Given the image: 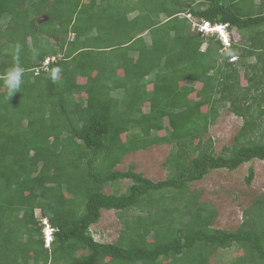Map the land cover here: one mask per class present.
<instances>
[{"label": "trees", "instance_id": "16d2710c", "mask_svg": "<svg viewBox=\"0 0 264 264\" xmlns=\"http://www.w3.org/2000/svg\"><path fill=\"white\" fill-rule=\"evenodd\" d=\"M203 21L226 24L230 45L193 27ZM227 105L242 124L217 153L208 132ZM159 145L165 179L117 169ZM253 159L264 160V0H0V264H264V187L235 230L214 228L216 209L190 189ZM110 210L119 237L96 241Z\"/></svg>", "mask_w": 264, "mask_h": 264}, {"label": "rangeland", "instance_id": "374dc122", "mask_svg": "<svg viewBox=\"0 0 264 264\" xmlns=\"http://www.w3.org/2000/svg\"><path fill=\"white\" fill-rule=\"evenodd\" d=\"M41 18H44V16ZM44 19H47V17ZM118 94L114 95L118 96ZM241 124L242 120L228 111V105L221 108L218 119L211 125L208 132V136L214 140L217 153L224 146L231 145L233 137L238 132ZM169 152L170 146L168 145L151 146L145 150L127 155L117 166V169L125 171L130 165H133L135 170L145 177L155 182L160 181L167 176L163 162ZM249 169L254 171V177L250 183L246 181ZM126 183L129 182L123 181L121 183V191L124 190ZM263 187L264 160L256 159L242 164L233 171L224 168L212 170L203 180L190 185L191 190L200 192L201 202L216 209L217 217L213 227L223 230H235L240 226L243 211L250 207L257 196L263 192ZM106 192H111L110 188H107ZM122 228V222L116 211H102L100 220L91 227V232L96 241L112 243L118 239ZM237 250L238 248L233 246L229 249H223L220 253L226 259V262L238 254ZM207 264L222 263L217 256H212Z\"/></svg>", "mask_w": 264, "mask_h": 264}, {"label": "built area", "instance_id": "2783aa9c", "mask_svg": "<svg viewBox=\"0 0 264 264\" xmlns=\"http://www.w3.org/2000/svg\"><path fill=\"white\" fill-rule=\"evenodd\" d=\"M187 17L190 18L189 15ZM193 27L196 28L198 32H202L204 34L214 35L216 33L217 36L221 39L225 47H228L230 45L229 34L227 32L226 24L212 25L208 21H203L200 24H195V22H193ZM45 64H47V62H45ZM43 224H45L46 226L44 233H45V239H46V246L48 247L50 244V240H51V235H50L51 230L49 229V226L46 220H43Z\"/></svg>", "mask_w": 264, "mask_h": 264}, {"label": "clouds", "instance_id": "9594fccd", "mask_svg": "<svg viewBox=\"0 0 264 264\" xmlns=\"http://www.w3.org/2000/svg\"><path fill=\"white\" fill-rule=\"evenodd\" d=\"M215 25H223V24H215ZM214 35L217 36V34L215 33ZM219 38V37H218ZM221 40V39H220ZM223 44V43H222ZM224 46V45H223ZM225 47V46H224ZM45 62L48 63V59H46L44 61V64ZM21 76H22V70L19 68V67H16L12 70H10L4 77V84L5 86L9 89V92H15L19 87H20V84H21ZM43 220H46V218H43L41 220V223L43 225V235H44V240H45V245H46V239H45V233H44V230H45V224H43ZM48 223V221H47ZM48 226H49V229L51 230V233L50 235L52 234V228L50 227L49 223H48ZM51 240H52V237H51ZM50 240V242H51Z\"/></svg>", "mask_w": 264, "mask_h": 264}, {"label": "water", "instance_id": "95a60500", "mask_svg": "<svg viewBox=\"0 0 264 264\" xmlns=\"http://www.w3.org/2000/svg\"><path fill=\"white\" fill-rule=\"evenodd\" d=\"M45 18V17H44ZM44 18H40V20H44Z\"/></svg>", "mask_w": 264, "mask_h": 264}]
</instances>
